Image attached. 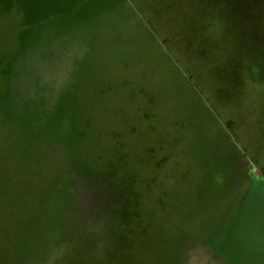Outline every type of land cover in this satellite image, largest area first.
Returning a JSON list of instances; mask_svg holds the SVG:
<instances>
[{
    "label": "rangeland",
    "instance_id": "374dc122",
    "mask_svg": "<svg viewBox=\"0 0 264 264\" xmlns=\"http://www.w3.org/2000/svg\"><path fill=\"white\" fill-rule=\"evenodd\" d=\"M0 264H264V0H0Z\"/></svg>",
    "mask_w": 264,
    "mask_h": 264
}]
</instances>
